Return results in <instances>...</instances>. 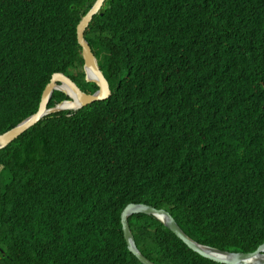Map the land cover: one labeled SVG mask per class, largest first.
I'll list each match as a JSON object with an SVG mask.
<instances>
[{
    "label": "trees",
    "instance_id": "trees-1",
    "mask_svg": "<svg viewBox=\"0 0 264 264\" xmlns=\"http://www.w3.org/2000/svg\"><path fill=\"white\" fill-rule=\"evenodd\" d=\"M93 2L0 0V134L38 110L55 72L97 88L77 41ZM84 36L112 93L45 115L0 150V264H142L122 233L129 203L168 209L202 244L254 251L264 0H105ZM65 98L55 90L48 106ZM129 223L157 264H224L151 216Z\"/></svg>",
    "mask_w": 264,
    "mask_h": 264
},
{
    "label": "water",
    "instance_id": "water-1",
    "mask_svg": "<svg viewBox=\"0 0 264 264\" xmlns=\"http://www.w3.org/2000/svg\"><path fill=\"white\" fill-rule=\"evenodd\" d=\"M104 1L105 0H96L87 13L82 16L77 25V41L81 46V53L84 60L83 70L85 73V79L96 83L98 85V89L93 93L85 92L80 89V87L67 74L63 72L54 73L43 90L38 110L12 128L0 134V149L7 146L45 115L67 108L64 105H70L72 108L76 109L88 103L105 99L111 94L108 80L100 69L98 60L84 36L85 29L92 19V16L99 12ZM55 89L61 90L69 95L71 100H63L52 107H48V102ZM137 213H146L158 216L164 225L186 245L207 258L227 264H264V243L252 252H232L204 245L188 236L168 211L164 209H157L156 207L144 203H131L128 204L122 211L121 223L129 250L134 253L143 264L155 263L145 257L138 250L134 236L130 230L128 218Z\"/></svg>",
    "mask_w": 264,
    "mask_h": 264
},
{
    "label": "clouds",
    "instance_id": "clouds-1",
    "mask_svg": "<svg viewBox=\"0 0 264 264\" xmlns=\"http://www.w3.org/2000/svg\"><path fill=\"white\" fill-rule=\"evenodd\" d=\"M95 1L96 0H94V2L91 4V6L95 3ZM105 2V1H104ZM104 2H103V4H102V6H101V8H100V10H99V12H97V13H95L93 16H92V19H93V17L96 15V14H98V13H100L101 12V10H102V8H103V6H104ZM90 6V7H91ZM90 7L88 8V10L90 9ZM87 10V11H88ZM87 11L83 14V15H85L86 13H87ZM82 15V16H83ZM82 16H81V18H82ZM81 18H80V20H81ZM92 19L90 20V22L92 21ZM80 20H79V22H80ZM78 22V23H79ZM90 22H89V24H90ZM89 24H88V26H89ZM78 25V24H77ZM87 26V27H88ZM87 29V28H86ZM85 29V30H86ZM84 34H85V32H84ZM87 40V39H86ZM91 47V46H90ZM92 50V49H91ZM93 52V51H92ZM231 54V53H230ZM81 55H82V53H81ZM95 55V54H94ZM233 56L231 57L232 59H234V60H236V58L234 57V55L237 57V55L234 53V54H232ZM96 56V55H95ZM83 58V57H82ZM97 58V57H96ZM97 60H98V58H97ZM84 61V60H83ZM84 64V63H83ZM98 64H99V61H98ZM99 67H100V65H99ZM101 69V68H100ZM102 70V69H101ZM84 71V70H83ZM59 72H62V71H59ZM103 72V71H102ZM56 73V72H55ZM64 73V72H63ZM54 74V73H53ZM52 74V75H53ZM103 74H104V72H103ZM105 76V75H104ZM70 77V76H69ZM106 77V76H105ZM51 78H52V76H51ZM50 78V79H51ZM71 78V77H70ZM84 78H85V73H84ZM72 79V78H71ZM107 79V78H106ZM73 80V79H72ZM108 80V79H107ZM50 81V80H49ZM74 81V80H73ZM85 81L86 82H91V81H87L86 79H85ZM75 82V81H74ZM79 87H80V89H82L83 91H85V92H88V93H93V92H95L97 89H98V85H97V88L95 89V90H93L92 92H89V91H87V90H84L83 88H81V86L77 83V82H75ZM94 83V82H93ZM108 83H109V81H108ZM109 88H110V90H111V93H112V89H111V87H110V83H109ZM56 90V89H55ZM54 90V91H55ZM54 91H53V93H54ZM58 91H61V90H58ZM61 92H63V91H61ZM53 93H52V95H53ZM64 93V92H63ZM66 94V93H65ZM67 95V94H66ZM111 95V94H110ZM109 95V96H110ZM108 96V97H109ZM107 97V98H108ZM51 98H52V96H51ZM50 98V99H51ZM107 98H105V99H107ZM63 100H71V97L69 96V95H67V98H65V99H63ZM63 100H61V101H63ZM102 100H104V99H102ZM50 101V100H49ZM61 101H59V102H61ZM97 101H99V100H97ZM59 102H57V103H59ZM95 102V101H94ZM57 103H55L54 105H56ZM91 103H93V102H91ZM91 103H88V104H91ZM48 104H49V102H48ZM54 105H52V106H54ZM87 105V104H86ZM52 106H48V107H52ZM83 106H85V105H83ZM83 106H81V107H83ZM81 107H78V108H64V109H61V110H77V109H79V108H81ZM61 110H59V111H61ZM58 112V111H57ZM51 113H54V112H51ZM50 114V113H49ZM48 115V114H47ZM25 119V118H24ZM18 124V123H17ZM5 132V131H4ZM11 143V142H10ZM3 149V148H2ZM1 150V149H0ZM129 204H131V203H129ZM135 204H138V203H135ZM144 204H146V203H144ZM128 205V204H127ZM126 205V206H127ZM149 205V204H148ZM125 206V207H126ZM151 206H153V205H151ZM124 207V208H125ZM153 207H155V206H153ZM157 208V207H156ZM157 209H164V210H166V211H168L171 215H172V217L175 219V217H174V215L168 210V209H166V208H157ZM124 210V209H123ZM122 210V211H123ZM121 214H122V212H121ZM137 214H145V215H148V216H151L152 218H154V219H156V220H158L160 223H162L163 225H164V223L160 220V218L158 217V216H156V215H152V214H146V213H137ZM133 215H136V214H133ZM133 215H131V216H133ZM130 216V217H131ZM130 217L128 218V221H129V219H130ZM175 221H176V219H175ZM120 222H121V217H120ZM177 222V221H176ZM178 223V222H177ZM178 225H179V223H178ZM121 226H122V223H121ZM129 226H130V223H129ZM165 226V225H164ZM180 226V225H179ZM166 227V226H165ZM181 227V226H180ZM167 228V227H166ZM182 228V227H181ZM169 229V228H168ZM130 230H131V227H130ZM170 230V229H169ZM183 230V229H182ZM171 231V230H170ZM184 231V230H183ZM131 232H132V230H131ZM172 232V231H171ZM185 232V231H184ZM122 233H123V228H122ZM173 233V232H172ZM186 233V232H185ZM132 234H133V232H132ZM174 234V233H173ZM187 234V233H186ZM175 235V234H174ZM188 235V234H187ZM133 236H134V234H133ZM176 236V235H175ZM189 236V235H188ZM123 237H124V233H123ZM179 238V237H178ZM192 238V237H191ZM124 239H125V237H124ZM180 239V238H179ZM192 239H194V238H192ZM134 240H135V236H134ZM181 240V239H180ZM195 240V239H194ZM125 241H126V239H125ZM195 241H197V240H195ZM198 242V241H197ZM135 243H136V240H135ZM200 243V242H199ZM264 243V242H263ZM126 244H127V242H126ZM202 244V243H201ZM262 244V243H261ZM260 244V245H261ZM204 245H206V244H204ZM260 245H258V247L260 246ZM136 246H137V243H136ZM188 246V245H187ZM208 246H210V245H208ZM127 247H128V245H127ZM189 247V246H188ZM213 247V246H212ZM257 247V248H258ZM137 248H138V246H137ZM190 248V247H189ZM256 248V249H257ZM129 249V248H128ZM191 249V248H190ZM218 249H220V248H218ZM255 249V250H256ZM138 250L140 251V249L138 248ZM193 250V249H192ZM222 250V249H221ZM254 250V251H255ZM194 252H196L195 250H193ZM228 251V250H227ZM141 252V251H140ZM232 252H236V251H232ZM238 252H240V251H238ZM250 252H252V251H250ZM142 253V252H141ZM196 253H198V252H196ZM134 254V253H133ZM143 254V253H142ZM199 254V253H198ZM135 255V254H134ZM144 255V254H143ZM201 255V254H200ZM136 256V255H135ZM145 256V255H144ZM201 256H203V255H201ZM137 257V256H136ZM146 257V256H145ZM203 257H205V256H203ZM148 258V257H147ZM205 258H207V257H205ZM137 259L139 260V258L137 257ZM149 259V258H148ZM208 259H210V258H208ZM150 260V259H149ZM212 260V259H211ZM152 261V260H151ZM213 261H215V260H213ZM139 262L140 263H142L140 260H139ZM153 262V261H152ZM216 262H218V261H216ZM155 263V262H154ZM220 263H222V262H220ZM143 264V263H142ZM155 264H157V263H155ZM224 264H227V263H224Z\"/></svg>",
    "mask_w": 264,
    "mask_h": 264
},
{
    "label": "bare ground",
    "instance_id": "bare-ground-1",
    "mask_svg": "<svg viewBox=\"0 0 264 264\" xmlns=\"http://www.w3.org/2000/svg\"><path fill=\"white\" fill-rule=\"evenodd\" d=\"M65 107H67V108H72V106H70V105H64Z\"/></svg>",
    "mask_w": 264,
    "mask_h": 264
}]
</instances>
